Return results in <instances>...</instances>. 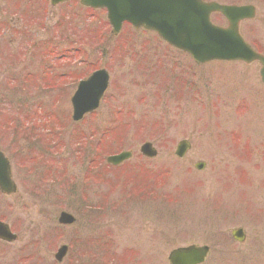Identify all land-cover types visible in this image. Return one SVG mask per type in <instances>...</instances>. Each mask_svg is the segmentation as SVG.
Instances as JSON below:
<instances>
[{"label":"rangeland","instance_id":"1","mask_svg":"<svg viewBox=\"0 0 264 264\" xmlns=\"http://www.w3.org/2000/svg\"><path fill=\"white\" fill-rule=\"evenodd\" d=\"M79 1L51 8L48 0H0V150L18 187L14 197L0 195V221L18 238L0 246V264L11 257L8 264H57L53 256L61 245L69 246L62 264H168L172 249L191 244L211 247L206 264H264V87L258 65L199 69L152 33L124 28L112 37L105 12L88 17ZM216 1L255 4L258 17L245 25L244 37L264 44V0ZM91 26L93 34L84 35L81 30ZM95 41H103L95 52L81 47ZM107 47L109 53L117 48L114 58L102 57ZM50 60L59 67L53 70ZM100 67L111 77L106 96L96 113L74 125L70 99L79 82L71 76L85 79ZM230 70L236 75L228 78ZM183 78L206 91L204 106L190 103L185 116L174 111L181 106L161 107L153 99ZM120 109L126 110L119 123L112 112ZM137 115L148 125L135 124ZM53 116L70 125L62 127ZM236 135L239 148L232 152ZM184 139L193 148L178 160L175 147ZM146 142L156 147L157 158L141 156ZM246 146L255 152L249 159ZM122 151L132 159L109 167L106 158ZM198 161L207 163L201 172L194 169ZM95 166L99 173L105 169L103 184L92 183ZM142 185L148 193L142 194ZM62 211L76 216L74 227L59 226ZM235 228L246 232L244 243L231 238ZM89 239L80 260L81 241Z\"/></svg>","mask_w":264,"mask_h":264},{"label":"water","instance_id":"2","mask_svg":"<svg viewBox=\"0 0 264 264\" xmlns=\"http://www.w3.org/2000/svg\"><path fill=\"white\" fill-rule=\"evenodd\" d=\"M66 0H52L53 4ZM83 4L93 8H106L108 18L113 27V33L118 34L122 24L127 21L135 28H144L157 32L160 37L172 46L189 53L196 62L205 63L212 60H243L252 62L259 60L264 66V58L253 53L240 38L237 31L238 22L244 18L245 13L251 14L250 8L226 7L217 3L205 4L201 0H84ZM223 14L231 23V27L223 30L215 27L210 22L211 13ZM264 81V70L262 72ZM85 88L94 87L96 99L92 103L94 110L108 85L106 73L99 72L85 84ZM76 98L73 103L76 104ZM78 107V105H77ZM75 106L74 120L82 119L83 113L78 112ZM79 108V107H78ZM190 149V144L183 141L179 144L176 155L183 158ZM144 156L154 158L157 152L151 144L141 148ZM131 157L130 153H122L111 157L110 163L121 164ZM204 164H197L196 168L202 170ZM0 190L5 194H12L16 187L11 179V170L8 161L0 153ZM75 218L63 212L60 215L61 225H72ZM233 238L244 242L246 236L242 229L232 232ZM0 238L14 240L8 228L0 224ZM209 247L190 246L173 250L169 255L170 264H203L209 254ZM68 253V247L63 246L56 254V259L61 262Z\"/></svg>","mask_w":264,"mask_h":264},{"label":"flooded vegetation","instance_id":"3","mask_svg":"<svg viewBox=\"0 0 264 264\" xmlns=\"http://www.w3.org/2000/svg\"><path fill=\"white\" fill-rule=\"evenodd\" d=\"M236 5H248V6H254L255 7V9H256V14H255V16H254V18L253 19H251V20H245V21H242L241 23H240V32H241V34L244 36V34H245V25L246 24H248V23H251V22H254V21H256V19H257V17H258V13H259V11H258V7L255 5V4H253V3H246V4H236ZM262 27L264 28V21H263V23H262ZM246 33L247 34H251L252 33V30H250V29H247L246 30ZM253 43L255 44V48H254V50L256 51V52H258V53H263L264 54V44L262 45L261 43L259 44L258 42H255V41H253ZM228 74H230V75H232L233 74V72H230V73H228ZM228 74H226V75H228ZM183 86H184V88H183V93H182V91H181V86H176L175 84H174V87L176 88V94H177V96L179 97V98H181L183 101L185 100V91H186V94L188 95L189 94V90L188 89H190V84H189V80H187L186 78H185V80H184V78L182 79V83H181ZM264 86V85H263ZM14 178V177H13ZM18 192V191H17ZM0 195L2 196V197H14L15 196V194L14 193H12V194H10V195H6V194H1L0 193ZM1 222H3V221H1ZM4 223H6V222H4ZM8 226H9V228L11 229V231L13 232V229H12V226L11 225H9L8 223H6ZM14 233V232H13ZM12 244H15V242H10V241H4V240H1L0 239V246H2V247H4V246H8V245H12ZM12 258V257H11ZM11 258H9V260L7 261H4L2 264H8L9 262H10V259Z\"/></svg>","mask_w":264,"mask_h":264}]
</instances>
